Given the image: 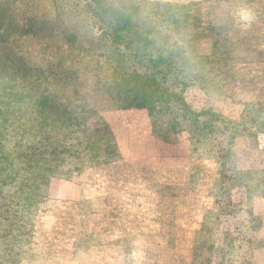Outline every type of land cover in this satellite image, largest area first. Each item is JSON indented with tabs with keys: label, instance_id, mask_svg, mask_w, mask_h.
<instances>
[{
	"label": "rangeland",
	"instance_id": "374dc122",
	"mask_svg": "<svg viewBox=\"0 0 264 264\" xmlns=\"http://www.w3.org/2000/svg\"><path fill=\"white\" fill-rule=\"evenodd\" d=\"M125 1L183 59L194 109L239 122L257 104L264 121V0ZM4 9L15 23L0 41V112L17 78L26 95L59 93L81 126L50 122L40 139L15 140L0 115V264H264V134L238 137L236 164L250 173L220 197L221 159L167 96L151 110L115 105L104 86L112 54L83 0H0ZM22 158L50 167L22 170Z\"/></svg>",
	"mask_w": 264,
	"mask_h": 264
},
{
	"label": "trees",
	"instance_id": "16d2710c",
	"mask_svg": "<svg viewBox=\"0 0 264 264\" xmlns=\"http://www.w3.org/2000/svg\"><path fill=\"white\" fill-rule=\"evenodd\" d=\"M83 2L89 23H95L100 28L97 35L100 39L99 43L112 54L110 58L114 65L110 61L112 74L108 78L112 79L110 82L112 85L104 86L114 94L115 105L124 110H151L159 97L167 96L169 104L183 114L187 128L196 142L207 145L209 149L206 151L214 153L221 159L222 176L226 177V180L219 189L220 197L227 196L233 186L244 185L245 175L250 171H243L236 164L238 161L236 142L238 137L245 135L256 142L258 135L264 134V121L260 119L261 116L256 110L259 105L252 104L251 117L245 116L239 122L228 120L211 108L194 109L185 98L190 79L183 59L174 47L159 42L150 30L143 27L142 17L136 18L139 6H135L134 10L137 11L134 12L125 0H83ZM0 19L3 20L0 26V41H5L9 35L7 34L9 28L15 22L8 9L0 12ZM73 36L74 34L69 33L68 39L73 41ZM10 55L11 51L5 53L6 57ZM27 69L33 72L32 68H26L25 74L20 76L22 80H26L29 76ZM14 81L11 83L15 91H10L8 95H14L15 98H8L11 103L6 108L9 109L2 110L0 115L3 124L8 125L4 128L14 132L15 140H23L29 133L35 138L42 135L50 122L54 125L52 131L62 124L74 126V129L81 126L78 125L79 120L75 119L77 113L71 112L73 110L70 106L58 101L59 93L53 91V95H45L42 92H34L26 95L23 92L25 81L19 82L17 78H14ZM27 85L28 81L25 86ZM35 90L39 91L38 87ZM2 99L5 97L1 96L0 100ZM84 104V110L93 111L88 104ZM53 116L55 117L52 119ZM112 146L114 145L107 144L104 150L108 151ZM92 147L93 144L90 148ZM85 149H89L88 145ZM64 151L67 152L66 149L59 150L62 153ZM56 152L58 149L54 148L51 153L53 157H62ZM221 203L220 201L219 204ZM226 206H222V214L227 211ZM227 235V233L223 234L224 242L229 236ZM230 249L231 242L228 241L226 245L215 246L213 250L221 256L223 253L227 254Z\"/></svg>",
	"mask_w": 264,
	"mask_h": 264
},
{
	"label": "crops",
	"instance_id": "0c3cea01",
	"mask_svg": "<svg viewBox=\"0 0 264 264\" xmlns=\"http://www.w3.org/2000/svg\"><path fill=\"white\" fill-rule=\"evenodd\" d=\"M185 1V0H182ZM48 159L43 158H36V160H29L28 158H22L20 159L19 163L22 164V170L30 171V170H37L39 173H42V171H47V169L50 167V163L47 161ZM50 161V160H49Z\"/></svg>",
	"mask_w": 264,
	"mask_h": 264
}]
</instances>
